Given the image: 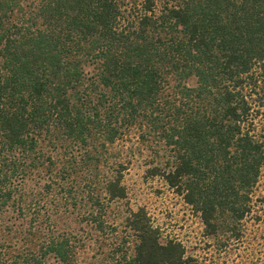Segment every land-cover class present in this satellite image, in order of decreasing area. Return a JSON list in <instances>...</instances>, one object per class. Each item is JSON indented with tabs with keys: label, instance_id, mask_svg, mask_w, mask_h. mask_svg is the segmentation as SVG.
I'll return each mask as SVG.
<instances>
[{
	"label": "trees",
	"instance_id": "trees-1",
	"mask_svg": "<svg viewBox=\"0 0 264 264\" xmlns=\"http://www.w3.org/2000/svg\"><path fill=\"white\" fill-rule=\"evenodd\" d=\"M128 144L208 235L253 212L264 0H0V264H200L111 216Z\"/></svg>",
	"mask_w": 264,
	"mask_h": 264
},
{
	"label": "rangeland",
	"instance_id": "rangeland-1",
	"mask_svg": "<svg viewBox=\"0 0 264 264\" xmlns=\"http://www.w3.org/2000/svg\"><path fill=\"white\" fill-rule=\"evenodd\" d=\"M128 145L134 154L123 179L127 197L114 202L110 209L118 224L122 225L128 211L143 209L159 231L161 243H180L186 256L200 264H264V170L255 188L253 212L235 229L221 228L217 234L208 235L200 215L182 196L162 178L146 173L153 151Z\"/></svg>",
	"mask_w": 264,
	"mask_h": 264
}]
</instances>
